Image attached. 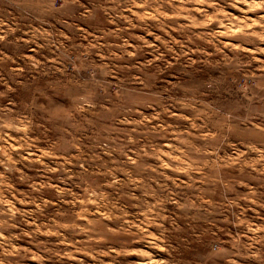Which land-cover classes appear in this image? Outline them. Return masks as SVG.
<instances>
[{"label":"rangeland","instance_id":"obj_1","mask_svg":"<svg viewBox=\"0 0 264 264\" xmlns=\"http://www.w3.org/2000/svg\"><path fill=\"white\" fill-rule=\"evenodd\" d=\"M0 264H264V0H0Z\"/></svg>","mask_w":264,"mask_h":264}]
</instances>
